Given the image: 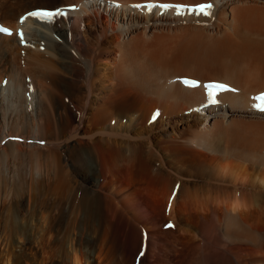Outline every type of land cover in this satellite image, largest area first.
I'll return each mask as SVG.
<instances>
[{"label": "bare ground", "instance_id": "obj_1", "mask_svg": "<svg viewBox=\"0 0 264 264\" xmlns=\"http://www.w3.org/2000/svg\"><path fill=\"white\" fill-rule=\"evenodd\" d=\"M0 20V264H264V0Z\"/></svg>", "mask_w": 264, "mask_h": 264}, {"label": "snow or ice", "instance_id": "obj_2", "mask_svg": "<svg viewBox=\"0 0 264 264\" xmlns=\"http://www.w3.org/2000/svg\"><path fill=\"white\" fill-rule=\"evenodd\" d=\"M134 7L136 8H140L142 7V5H134ZM146 7L151 10L153 8H162L164 10H168V9H172V8H187V11L191 14L194 13L196 15H203V16H208L211 17L212 12L214 10V6L211 2L208 3H200L197 4L195 6H181V5H171V4H148L146 5ZM65 13L63 11L60 10H56V11H46V10H41V11H35V12H30L28 13V16H32V17H36L38 19H47V20H52L54 17L57 16H62ZM24 19L26 18H22L21 19V23H24ZM0 32H3L5 34L11 35V31L7 28H4L2 26H0ZM20 39L21 41H23L24 39V34L23 32L20 33ZM185 85L190 86V87H199V82L195 81V80H185L184 81ZM207 89V94H208V102L211 104H216L217 100H216V94L217 91H223V90H227V86L221 83H209L206 86ZM256 99L260 100V103L257 105H254L255 108H257L259 111L264 112V94H262L260 97H257ZM159 115V113H155L153 115V119L156 118V116ZM171 226V225H170Z\"/></svg>", "mask_w": 264, "mask_h": 264}, {"label": "rangeland", "instance_id": "obj_3", "mask_svg": "<svg viewBox=\"0 0 264 264\" xmlns=\"http://www.w3.org/2000/svg\"><path fill=\"white\" fill-rule=\"evenodd\" d=\"M5 82H6V80H5ZM168 227H169V228H171V226H170V225H168Z\"/></svg>", "mask_w": 264, "mask_h": 264}]
</instances>
